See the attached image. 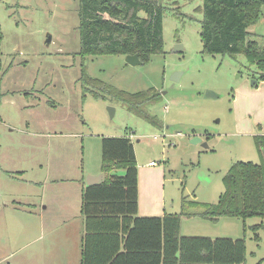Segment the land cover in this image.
Segmentation results:
<instances>
[{
	"label": "rangeland",
	"instance_id": "obj_1",
	"mask_svg": "<svg viewBox=\"0 0 264 264\" xmlns=\"http://www.w3.org/2000/svg\"><path fill=\"white\" fill-rule=\"evenodd\" d=\"M162 4L163 52L131 66L123 54L81 53L78 0H0L2 199L47 203L51 191L30 181L60 163L62 178L79 174L85 182L101 170V138L127 135L140 184L157 180L166 211L184 213L183 234L244 238L245 264H264V219L199 216L217 202L234 162L262 160L254 137L264 135V81L242 54L203 51L202 0ZM248 31L264 44V5ZM110 90L159 95L146 104L138 99L137 112L113 99ZM207 91L217 97H206ZM108 108L114 109L113 116ZM194 137L202 141L192 143ZM200 172L210 174L206 183ZM4 220L0 247L6 256L0 264H25L14 226L25 221L14 216ZM33 262L42 264L43 259Z\"/></svg>",
	"mask_w": 264,
	"mask_h": 264
},
{
	"label": "trees",
	"instance_id": "obj_2",
	"mask_svg": "<svg viewBox=\"0 0 264 264\" xmlns=\"http://www.w3.org/2000/svg\"><path fill=\"white\" fill-rule=\"evenodd\" d=\"M200 37L210 54L245 56L264 81V44L251 38L248 27L257 22L264 0H202ZM162 0H78V32L82 54H136L141 63L148 54L163 52ZM129 110L140 112L146 97L110 90ZM105 94L109 92L104 91ZM97 96V93H94ZM144 116L145 111H141ZM264 148V135L254 137ZM103 182L83 189L85 218L81 264H245V239L183 236L184 213L138 217V170L129 136L101 138ZM262 157V155H261ZM124 171L123 175L115 173ZM224 190L199 216L264 219V162H234L223 177ZM262 224L253 226L257 231ZM149 233L150 241L140 237ZM256 239V238H255Z\"/></svg>",
	"mask_w": 264,
	"mask_h": 264
},
{
	"label": "crops",
	"instance_id": "obj_3",
	"mask_svg": "<svg viewBox=\"0 0 264 264\" xmlns=\"http://www.w3.org/2000/svg\"><path fill=\"white\" fill-rule=\"evenodd\" d=\"M152 163L150 162L149 165ZM38 167L40 171L42 166L39 164ZM64 170V166L57 163L53 165V169L47 170L46 175L30 181L33 185H41L51 191L48 194L47 203L41 201L38 206L35 205L36 203L28 204L23 201L19 203L13 198L11 200V197L2 199L0 193V230L6 223L5 217L14 216L25 221L23 223L16 221L14 225L16 227L15 235L18 236L20 241L16 245H19L21 253L23 252V255L19 258H23L22 262H25V264H34L33 258H42V264H81L82 240L85 235V218L82 215L81 207L85 182L79 174L72 179L62 178ZM119 172L121 170L115 173ZM38 173H41V171ZM98 174H102L104 179L101 170L92 173V175ZM140 180L141 175L138 180L137 216L162 217L165 214H173L166 211L165 196L164 193L157 190V180L155 178H151L147 182L143 180V184H140ZM39 195H36L37 199ZM16 212L20 214L17 215ZM180 234L183 236L218 238L208 235L183 234L182 224H180ZM32 235L35 237L30 240L29 238ZM44 237H46L44 242L36 246L35 244L39 240H43ZM140 240L150 241L149 233L142 235ZM33 245L35 247L31 249ZM5 256V250L0 247V258H5Z\"/></svg>",
	"mask_w": 264,
	"mask_h": 264
},
{
	"label": "water",
	"instance_id": "obj_4",
	"mask_svg": "<svg viewBox=\"0 0 264 264\" xmlns=\"http://www.w3.org/2000/svg\"><path fill=\"white\" fill-rule=\"evenodd\" d=\"M175 50H178V46H176ZM126 63H128L131 66H136V65H140L141 61L139 60L138 56L136 54L134 55H126ZM176 75V74H175ZM173 80H176V76H173ZM206 97H217L214 93L207 91L206 92ZM109 114L110 116H113L114 114V109L113 108H108ZM202 140L199 137H194L192 138L191 142L192 143H200ZM204 147H207V145L204 143L203 144ZM261 155H262V159L264 162V148H261ZM210 176V174L208 172H200L199 174V179L200 181H202L203 183H206L207 181V177ZM103 181V175L102 174H98V175H92V176H87L86 180H85V187H90V186H94V185H98L101 184Z\"/></svg>",
	"mask_w": 264,
	"mask_h": 264
},
{
	"label": "built area",
	"instance_id": "obj_5",
	"mask_svg": "<svg viewBox=\"0 0 264 264\" xmlns=\"http://www.w3.org/2000/svg\"><path fill=\"white\" fill-rule=\"evenodd\" d=\"M151 165H154V163H152Z\"/></svg>",
	"mask_w": 264,
	"mask_h": 264
}]
</instances>
